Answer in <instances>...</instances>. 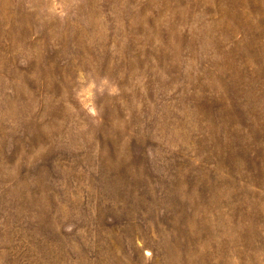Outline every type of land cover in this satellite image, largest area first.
<instances>
[{"label": "rangeland", "instance_id": "obj_1", "mask_svg": "<svg viewBox=\"0 0 264 264\" xmlns=\"http://www.w3.org/2000/svg\"><path fill=\"white\" fill-rule=\"evenodd\" d=\"M0 264H264V0H0Z\"/></svg>", "mask_w": 264, "mask_h": 264}]
</instances>
